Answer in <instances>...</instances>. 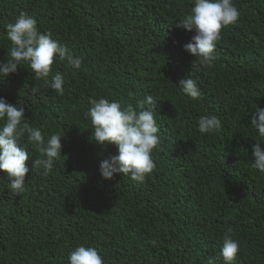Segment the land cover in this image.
<instances>
[{"label":"trees","instance_id":"trees-1","mask_svg":"<svg viewBox=\"0 0 264 264\" xmlns=\"http://www.w3.org/2000/svg\"><path fill=\"white\" fill-rule=\"evenodd\" d=\"M233 2L238 21L222 29L215 66L205 68L182 48L193 33L176 27L192 0H0V61L5 25L21 12L83 58L78 70L54 61L63 95L27 65L0 81V97L24 107L33 127L65 136L48 176L33 170L39 153L29 146L22 195L0 172V264H67L81 244L105 264H207L229 228L240 242L235 264H264V174L251 167L260 140L250 128L251 111L264 109V0ZM189 74L195 100L176 88ZM130 91L156 101V167L142 184L101 178V159L117 149L90 141L84 115L89 98L127 102ZM202 114L219 116L221 130L200 134Z\"/></svg>","mask_w":264,"mask_h":264},{"label":"clouds","instance_id":"clouds-1","mask_svg":"<svg viewBox=\"0 0 264 264\" xmlns=\"http://www.w3.org/2000/svg\"><path fill=\"white\" fill-rule=\"evenodd\" d=\"M193 6L185 13L176 27L193 33L183 50L194 57L192 66L198 64L212 68L218 59L217 42L221 31L238 21L240 12L233 0H192ZM5 36L10 46L6 60L0 61V81L17 73L22 65L34 75L35 80L58 95H63L65 76L57 71L53 73L55 62H65L73 69H80L81 56L60 41L53 38L51 32H41L37 20L21 12L14 22L5 25ZM176 86V85H175ZM176 88L179 94L198 99L201 90L197 81L188 77L181 79ZM127 102L109 101L106 98H89L85 117L90 121V141L107 151L109 145L117 149L116 155H107L99 163V174L105 181L122 174L136 183H144L156 165L152 157L153 150L160 143L159 127L156 120V101L151 94L137 98L128 93ZM250 125L258 134L260 142L252 146L251 167L264 174V109L258 106L251 111ZM197 130L200 134H213L222 128L221 118L215 114H202L197 118ZM65 136L49 133L47 136L39 127H33L25 117V108L14 105L0 97V172L7 174L8 188L14 196H20L26 189L25 177L29 172L27 161L32 157L29 146L39 153L33 161V170H40L42 176H48L54 162L62 157V140ZM152 246L158 240L150 241ZM240 250V242L233 238L229 228L222 237L219 252L209 257L207 264H235ZM67 264H105L97 248L85 244L78 245L68 253Z\"/></svg>","mask_w":264,"mask_h":264}]
</instances>
